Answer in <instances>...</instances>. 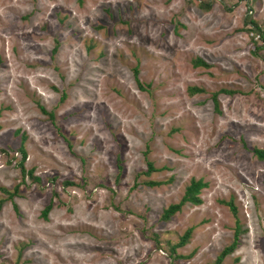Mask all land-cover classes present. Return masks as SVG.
Segmentation results:
<instances>
[{"label":"rangeland","instance_id":"374dc122","mask_svg":"<svg viewBox=\"0 0 264 264\" xmlns=\"http://www.w3.org/2000/svg\"><path fill=\"white\" fill-rule=\"evenodd\" d=\"M245 16L264 30V0H0V264H211L235 219L220 264H264V40ZM191 178L200 203L163 220Z\"/></svg>","mask_w":264,"mask_h":264},{"label":"trees","instance_id":"16d2710c","mask_svg":"<svg viewBox=\"0 0 264 264\" xmlns=\"http://www.w3.org/2000/svg\"><path fill=\"white\" fill-rule=\"evenodd\" d=\"M204 5H205L206 9L210 8V3H205ZM243 25L244 26L249 25L248 28L245 27L246 29H244L246 32H250L251 34H254L261 41L264 40V30L261 29V27L256 23V21H254L250 17H246L245 16V19L243 20ZM252 45H253V48H252V50L250 52L253 55H257V52L260 49H262V48L264 49V42H263V44L257 45L255 41H252ZM54 50H55V48L53 47L52 53L54 52ZM192 64L194 66H203V67H207L208 66L203 60H201L200 58H197V57L193 59ZM137 69H138L137 66H135L134 69H132V74H133V77L135 79H136V76H137ZM136 84H137L138 88H141V86L137 82V80H136ZM187 91H188L189 94H193V93L202 92L203 89L197 88V87H189ZM220 93H225V92L220 90ZM217 94H218V92H213L211 94V99H212L213 103H215V96ZM39 108H40V110L42 112L46 113L42 109V107H39ZM47 115H48L49 119L52 118V115L50 113H47ZM23 139H24V136L20 135V144H19V146L17 148V151L19 153V159L16 162V166H17V169L19 170V173H20L21 177L30 176L32 181L35 182V181L39 180V177L32 175V169H25L24 166H23V162H24L25 157H26L25 150L22 147V143H21L23 141ZM250 151L252 152V154L258 160L264 161V150L263 149H259V148L253 147V148L250 149ZM145 165H146V171H145L144 174H149L150 172H153V171L156 170L152 166V163L150 161H146ZM64 184L65 185H69L71 183L68 182V181H65ZM145 184L154 186V185H158V184H161V183L159 181H150V182H145ZM203 187H205V182H203L201 179L191 178L190 182H188V184L184 187L183 193H182L181 198L179 199V201L176 202V203L170 204L166 209H164L162 211V214H161L162 219L163 220L168 219L171 216V214H173L174 212L179 210L181 205L183 203H185V202H189V203L195 204V205L199 204L200 203V198L197 195H198L199 190L201 188H203ZM16 188L17 187L14 186L12 191H7L4 188H0V192L5 193L8 198H11L13 196V193L16 191ZM0 204H1V201H0ZM224 205L228 206L230 212L233 215H235V207H234V205L232 204L231 201L224 202ZM50 207H51L50 203L46 204L43 207V209L41 211L42 217L46 216V214L50 210ZM233 228H234L233 239L230 241V243L226 247H224L220 251V253L217 255L215 261L213 263H211V264H220L222 259L225 256H227V254L231 253L234 250V248H235V246L237 244V240L239 238V235L242 232L236 219H235ZM191 231H192L191 228H187L185 230V232L182 234V236L178 239V241L173 246H171L170 252H173L175 247L184 244L185 241L189 238V236L191 234Z\"/></svg>","mask_w":264,"mask_h":264}]
</instances>
